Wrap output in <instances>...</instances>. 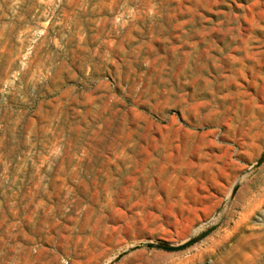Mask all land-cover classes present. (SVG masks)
I'll use <instances>...</instances> for the list:
<instances>
[{
    "label": "rangeland",
    "instance_id": "rangeland-1",
    "mask_svg": "<svg viewBox=\"0 0 264 264\" xmlns=\"http://www.w3.org/2000/svg\"><path fill=\"white\" fill-rule=\"evenodd\" d=\"M263 156L264 0H0V264H264Z\"/></svg>",
    "mask_w": 264,
    "mask_h": 264
},
{
    "label": "water",
    "instance_id": "water-1",
    "mask_svg": "<svg viewBox=\"0 0 264 264\" xmlns=\"http://www.w3.org/2000/svg\"><path fill=\"white\" fill-rule=\"evenodd\" d=\"M263 160H264V156L262 158H260L257 163L260 164ZM236 190H237V187H235L233 189L232 195L235 194ZM199 238L200 237L192 238V239L188 240L187 242L180 244V245H172V244L165 243V242H146V243H143L141 245H138L136 248L137 249L138 248L160 249V250L172 252V251L181 250V249L195 243Z\"/></svg>",
    "mask_w": 264,
    "mask_h": 264
}]
</instances>
